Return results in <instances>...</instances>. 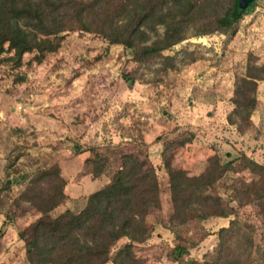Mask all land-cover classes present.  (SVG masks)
<instances>
[{
  "label": "rangeland",
  "instance_id": "374dc122",
  "mask_svg": "<svg viewBox=\"0 0 264 264\" xmlns=\"http://www.w3.org/2000/svg\"><path fill=\"white\" fill-rule=\"evenodd\" d=\"M4 48L0 53V264H27L18 234L38 214L25 204L17 207L14 200L28 182L24 177L38 168L57 164L66 181L67 199L51 212L56 217L65 210L78 212L85 197L109 181L120 154H146L159 181L161 209L147 217L153 231L146 242L133 247V253L141 264H180L170 256L177 237L169 229L172 208L162 151L167 148L165 159L190 175H199L214 153L222 161L245 155L264 165V82L257 87L252 127L241 132L228 122L234 81L244 74L248 56L264 63V0H255L234 34L188 38L164 51V56L177 55L178 68L158 76L153 72L158 60L139 66L122 46H108L82 32L67 33L57 52L42 63L33 59L34 53H26L16 65L11 60L14 52L7 51V45ZM189 52L193 58L180 62ZM124 76L132 79L131 87ZM89 148L109 158L104 175L95 180L84 175ZM256 179L247 170L228 172L208 193L236 208L233 185ZM236 218L252 226L255 264H262L264 201L237 209ZM233 219L211 218L186 227L184 235L195 241L205 235L183 257L199 263L207 260L218 244V230ZM127 243L126 238L117 242L112 256Z\"/></svg>",
  "mask_w": 264,
  "mask_h": 264
},
{
  "label": "trees",
  "instance_id": "16d2710c",
  "mask_svg": "<svg viewBox=\"0 0 264 264\" xmlns=\"http://www.w3.org/2000/svg\"><path fill=\"white\" fill-rule=\"evenodd\" d=\"M254 4L255 1L250 8L239 11L237 0H0V53L7 45V51L14 52L11 60L16 65L21 64L26 53H34L33 59L42 63L48 54L57 52L67 33L82 32L103 39L108 46H122L139 66L158 60L153 70L158 76L178 68L177 55L164 56V51L188 38L234 34L237 24ZM192 58L193 52L185 53L180 62ZM124 79L129 87L133 85L128 76ZM260 82H264V63L259 64L256 57L249 55L244 74L235 78L233 109L228 117V122L237 125L241 132L253 125L251 116ZM166 150L162 151V159L172 208L173 223L169 229L177 237L170 254L172 261L255 264L253 228L236 216L237 209L264 201V165L245 155L222 161L214 153L199 175H190L165 159ZM88 152L84 175L95 180L104 175L109 158L95 148ZM245 170L257 179L233 185L236 208L208 193L228 172ZM25 179L28 182L14 203L17 207L25 204L38 214L18 234L27 264H141L133 247L150 238L154 226L147 222V217L151 211L161 209L159 181L146 154H120L119 166L109 181L88 194L76 213L65 210L51 216L67 199L66 181L57 164L38 168ZM230 216L234 219L228 227L218 230V244L207 260L199 263L183 257L205 235L195 241L184 235L186 227ZM124 238L128 243L112 256V248ZM260 261L264 264V248Z\"/></svg>",
  "mask_w": 264,
  "mask_h": 264
},
{
  "label": "water",
  "instance_id": "95a60500",
  "mask_svg": "<svg viewBox=\"0 0 264 264\" xmlns=\"http://www.w3.org/2000/svg\"><path fill=\"white\" fill-rule=\"evenodd\" d=\"M255 0H237V6L239 11H245L250 8Z\"/></svg>",
  "mask_w": 264,
  "mask_h": 264
},
{
  "label": "crops",
  "instance_id": "0c3cea01",
  "mask_svg": "<svg viewBox=\"0 0 264 264\" xmlns=\"http://www.w3.org/2000/svg\"><path fill=\"white\" fill-rule=\"evenodd\" d=\"M69 198L74 200L75 198H76V199H78L79 197H74V198H72V197H69Z\"/></svg>",
  "mask_w": 264,
  "mask_h": 264
}]
</instances>
